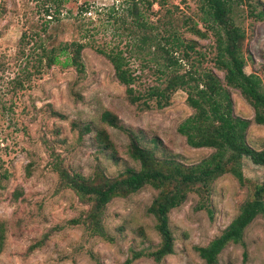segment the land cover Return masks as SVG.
<instances>
[{
	"label": "rangeland",
	"instance_id": "obj_1",
	"mask_svg": "<svg viewBox=\"0 0 264 264\" xmlns=\"http://www.w3.org/2000/svg\"><path fill=\"white\" fill-rule=\"evenodd\" d=\"M81 1L89 6L83 17L90 13L95 19L100 12L98 17L104 20L102 11L118 0H77ZM161 1L160 5L153 2L148 17L165 22L159 29L171 24L192 45L183 54L184 70L209 71L224 83L223 71L214 64L210 32L205 31L204 38L191 32L204 31L197 0ZM249 9L264 11V0H242L233 9L243 32V71L258 75L264 86V18L255 19ZM0 10V264H205L194 248L207 245L228 224L253 186L262 181L264 166L242 157V185L229 173L182 185L184 196L167 213L172 252L154 260L149 253L160 238L147 207L157 189L144 185L115 196L93 216L91 203L65 185L61 175L100 181L122 176L126 169L137 170L139 162L127 150L128 131L160 164L188 166L205 158L211 148L190 147L176 131L192 112L184 89L174 90L161 108L152 100L144 106L145 97L130 103L110 63L89 46L81 51V74L72 67L52 65L24 79L19 51L26 52L29 30H38L49 16L43 13L41 0H0ZM56 25V40L73 35L70 18ZM96 37L109 35L100 32ZM131 66L137 75L136 91L164 79L152 62L140 67L132 60ZM227 89L232 115L250 120L245 142L263 149L264 125L251 121L253 108L238 89ZM104 112L108 113L105 120ZM104 134L110 144L99 140ZM242 242H228L213 264H264L263 217L248 223Z\"/></svg>",
	"mask_w": 264,
	"mask_h": 264
},
{
	"label": "trees",
	"instance_id": "obj_2",
	"mask_svg": "<svg viewBox=\"0 0 264 264\" xmlns=\"http://www.w3.org/2000/svg\"><path fill=\"white\" fill-rule=\"evenodd\" d=\"M161 0H118L106 7L104 20L94 19L86 1L41 0V9L49 18L39 25L38 30H29L26 52L20 50L23 64L19 71L22 77L39 72L40 68L52 65L72 67L77 73L83 72L81 51L89 46L101 54L111 65L117 81L124 86L127 100L137 103L143 97L161 108L168 104L171 93L182 88L186 103L192 112L176 126L188 146L211 148L212 152L199 162L184 166L171 161H156L151 152L138 146L131 132H127V150L130 157L139 162L137 170L126 169L124 175L111 179L92 181L78 174L64 173L61 177L84 201L90 202L92 215H98L105 204L113 197L138 190L144 185L157 189L156 196L147 207L154 218V228L160 241L157 248L149 253L154 260H160L172 252L173 237L168 225V211L177 205L184 193L182 185L190 182H203L223 173L232 175L239 185L244 182L240 160L248 158L251 163L264 166V148L256 150L245 142V129L249 119L233 116L231 99L227 87L239 90L253 108L251 121L264 125V86L255 73L243 71V58L240 55V41L243 32L235 23L233 9L242 0H197L204 31L194 28L191 32L197 38L206 37L209 31L213 37L214 64L223 71L222 83L212 72L194 73L184 70L183 54L192 49L173 28H160L165 22L151 21L148 17L153 2ZM76 11L73 14L72 9ZM1 13V10H0ZM248 14L262 20L264 11ZM63 16V17H61ZM62 18H70L73 35L66 40H56V23ZM54 25L47 31L49 23ZM227 29V32H223ZM42 32V34H41ZM108 33L107 39H97L98 33ZM137 60L140 67L152 62L155 71L164 75L161 83L150 85L142 92L133 88L137 79L131 61ZM19 81V80H18ZM108 113H102L105 120ZM107 123L114 124L111 119ZM110 144L107 135L99 139ZM60 177V178H61ZM210 213V210H208ZM211 215V214H210ZM256 216L264 218V177L253 186L251 193L238 207L237 213L207 245L194 249L205 264H213L217 254L228 243H243L244 228Z\"/></svg>",
	"mask_w": 264,
	"mask_h": 264
}]
</instances>
